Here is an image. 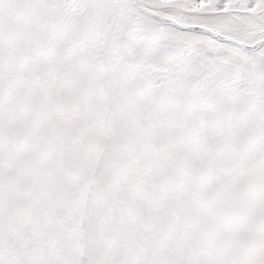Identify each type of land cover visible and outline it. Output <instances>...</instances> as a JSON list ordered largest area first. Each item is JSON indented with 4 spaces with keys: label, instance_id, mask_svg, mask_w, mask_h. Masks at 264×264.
Instances as JSON below:
<instances>
[{
    "label": "snow or ice",
    "instance_id": "1",
    "mask_svg": "<svg viewBox=\"0 0 264 264\" xmlns=\"http://www.w3.org/2000/svg\"><path fill=\"white\" fill-rule=\"evenodd\" d=\"M0 264H264V0H0Z\"/></svg>",
    "mask_w": 264,
    "mask_h": 264
}]
</instances>
